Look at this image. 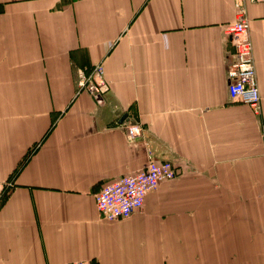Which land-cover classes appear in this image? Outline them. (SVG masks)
Returning a JSON list of instances; mask_svg holds the SVG:
<instances>
[{
    "label": "crops",
    "instance_id": "0c3cea01",
    "mask_svg": "<svg viewBox=\"0 0 264 264\" xmlns=\"http://www.w3.org/2000/svg\"><path fill=\"white\" fill-rule=\"evenodd\" d=\"M247 10L258 115L229 96L233 0H0V264H264V0ZM99 63L101 106L77 85ZM150 160L176 178L103 219L101 189Z\"/></svg>",
    "mask_w": 264,
    "mask_h": 264
},
{
    "label": "built area",
    "instance_id": "2783aa9c",
    "mask_svg": "<svg viewBox=\"0 0 264 264\" xmlns=\"http://www.w3.org/2000/svg\"><path fill=\"white\" fill-rule=\"evenodd\" d=\"M263 0H233L236 20L225 28V33L231 40L233 52L228 64L229 96L232 101H239L251 107L255 114H260V90L254 57V47L250 36V20L247 5ZM79 92L85 91L91 95L97 105L105 103L109 92V84L105 78V70L101 63L79 69L77 71ZM124 110L120 111L123 112ZM117 126L126 128L130 137L140 136L141 127L135 125L127 117ZM264 146V128L261 133ZM177 176L175 163L169 160H150L143 170L121 176L105 185L96 197V207L99 215L108 221L129 218L144 207L149 193L157 190L167 181ZM8 184L0 181V200L9 193ZM64 264H95L90 261H75Z\"/></svg>",
    "mask_w": 264,
    "mask_h": 264
},
{
    "label": "water",
    "instance_id": "95a60500",
    "mask_svg": "<svg viewBox=\"0 0 264 264\" xmlns=\"http://www.w3.org/2000/svg\"><path fill=\"white\" fill-rule=\"evenodd\" d=\"M127 118V115H123L122 118L120 119V122H123Z\"/></svg>",
    "mask_w": 264,
    "mask_h": 264
},
{
    "label": "rangeland",
    "instance_id": "374dc122",
    "mask_svg": "<svg viewBox=\"0 0 264 264\" xmlns=\"http://www.w3.org/2000/svg\"><path fill=\"white\" fill-rule=\"evenodd\" d=\"M97 65V64H96ZM95 66V65H94ZM93 67V66H92ZM83 69V68H82Z\"/></svg>",
    "mask_w": 264,
    "mask_h": 264
}]
</instances>
